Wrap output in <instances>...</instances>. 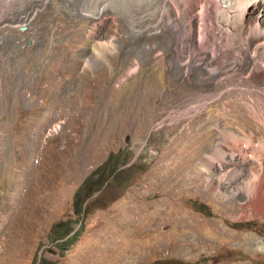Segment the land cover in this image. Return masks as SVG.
I'll return each instance as SVG.
<instances>
[{"label":"rangeland","instance_id":"1","mask_svg":"<svg viewBox=\"0 0 264 264\" xmlns=\"http://www.w3.org/2000/svg\"><path fill=\"white\" fill-rule=\"evenodd\" d=\"M28 1L0 2V264H264L249 245L264 214L244 207L263 171L264 79L249 73L264 61L233 34L190 56L163 6L139 21L109 1ZM254 3L251 43L264 41ZM95 174L84 204L104 207L78 217Z\"/></svg>","mask_w":264,"mask_h":264},{"label":"bare ground","instance_id":"2","mask_svg":"<svg viewBox=\"0 0 264 264\" xmlns=\"http://www.w3.org/2000/svg\"><path fill=\"white\" fill-rule=\"evenodd\" d=\"M3 1L4 2L7 1L9 4H11L9 6L15 5L18 7H20L19 5H22L24 3V0H0V2H3ZM27 1L28 0H26V2ZM107 1L110 2V5L112 8L115 7L114 9H116V10L114 11V13H115L116 17L119 16V18H120L121 13L125 12L128 16L131 17V19L139 20V21H150V20L156 21V19L158 18L157 14H156L158 11V6H159V8L161 6H163L166 8L165 10L167 11L166 12L167 23L173 24V27L175 29L178 27V24H177V22H175V19H172V15L174 16L176 14L178 17H180L184 21L183 27H184V30L186 33L187 41L183 45V47H185L187 49L188 54L190 56L200 55V53H201L200 51H207V52H210L212 55L215 56L217 54V52H219L220 50H223L225 48L224 43H223L224 39L226 38L227 40H230L231 35L233 34V36L234 35L236 36L235 40L237 39V41L239 42L242 52L243 51L246 53L252 52L255 56L254 57L255 60L258 58V59L264 61V59L262 57V56H264V41L259 42V40H258L259 37H257V35H254L255 38L252 37L254 40L258 41L255 43L249 42L248 38H247L250 35V33L253 32V30H251L249 27H252L253 24L254 25L256 24L255 25L256 29L258 27L257 23L254 22V20L248 21L247 15H246V14H249L248 13L249 9H254V7L256 5L255 3H253L252 5H250L249 3L240 4V3H236L233 1H229V0H88V1H86V3L92 2L95 6L99 5V9H100L101 7L106 6V5L104 6V4H106ZM211 2L214 3L213 10L216 12L214 17L210 16V13L213 10H210V7L208 6V4H211ZM260 3H263V1H261ZM108 5H109V3H108ZM257 6L261 7V5H259V4H257ZM12 7H14V6H12ZM262 7H263V4H262ZM22 9H23V7H22ZM101 9H100V11H101ZM191 9L198 11L197 21H195L199 25L198 31H197L198 32V35H197L198 39L196 41H194L196 30H195V24L191 20V17H192ZM17 12H19V11H17ZM14 13H13V15H14ZM10 15H12V14H10ZM10 15H8V16H10ZM20 15H19V17H20ZM262 18H264V15L262 16ZM8 19L10 20L11 18L9 17ZM13 19H15V18L13 17L11 20H13ZM23 19H24V17H23ZM0 20H2V19H0ZM16 20H18V19H16ZM4 23H5V20H4ZM259 30H261V28H259ZM176 38L180 39V36L176 35ZM205 40H206V43H205ZM232 40H233V38H232ZM91 44H92V46L90 48H88L87 50L85 49L86 53L88 55L92 54V55H98L99 56V55L104 54V51L106 49V45H104V44L102 45V43H99V42L98 43L92 42ZM249 47H250V49H249ZM252 47L254 48L253 50L251 49ZM183 50H184V48H183ZM234 50H235L234 48H229V50L227 49L226 52L231 55L232 51H234ZM249 50H251V51L249 52ZM239 53H240V51H239ZM93 59H95V58H93ZM208 66H209L210 70H212V69H221L222 70V68L225 69L228 67L225 64L223 65L225 67H222V66L219 67L217 65V63L210 64ZM255 69H256V71H255L256 73L250 72L249 75L251 77L255 78V80H257V81L264 79V70L260 69L259 66H256ZM257 69L259 71H257ZM243 71H245V73H247L246 69H244ZM223 142L224 143L226 142V137H224ZM246 142L249 143L250 141L246 140ZM262 149L264 151V144L262 145ZM213 157L214 156L208 157V158L212 159ZM204 161H205V163L210 162L208 159H205ZM262 167H263L262 168L263 171L261 172V175L258 176L259 180L255 181L253 184L250 182V186H247L249 188H246L245 200H248V201L244 202V207L251 206L256 211H258V212L260 211V212H262V214H264V160L262 161ZM258 173H260V172H258ZM205 177H207V176H205ZM219 178L221 180L222 177H219ZM218 182H214V184L218 183ZM243 183L244 182L242 181V178H240V179L238 178L237 181L235 182L236 186H238V187L239 186L242 187ZM232 185L233 184L231 183V186ZM249 245L254 250L264 251V240L255 239V240H252L249 243Z\"/></svg>","mask_w":264,"mask_h":264},{"label":"trees","instance_id":"3","mask_svg":"<svg viewBox=\"0 0 264 264\" xmlns=\"http://www.w3.org/2000/svg\"><path fill=\"white\" fill-rule=\"evenodd\" d=\"M112 158H113L112 155L108 157L105 163V166L110 165ZM133 169H134V166H130L128 169L125 170V172L130 173L133 171ZM102 181H101V178L98 176V174L91 175L85 179V181L82 183L79 189L75 192L73 196V210H74V213L78 217H86L92 211L96 209H101L104 207V206H92V204L91 205L84 204L85 196H87L90 192L94 191L93 189L96 188Z\"/></svg>","mask_w":264,"mask_h":264}]
</instances>
